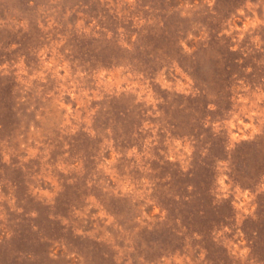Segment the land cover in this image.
I'll return each mask as SVG.
<instances>
[{"label":"rangeland","instance_id":"374dc122","mask_svg":"<svg viewBox=\"0 0 264 264\" xmlns=\"http://www.w3.org/2000/svg\"><path fill=\"white\" fill-rule=\"evenodd\" d=\"M0 264H264V0H0Z\"/></svg>","mask_w":264,"mask_h":264}]
</instances>
